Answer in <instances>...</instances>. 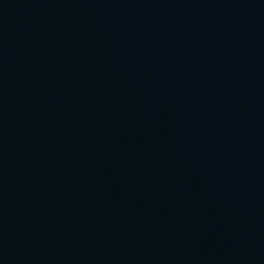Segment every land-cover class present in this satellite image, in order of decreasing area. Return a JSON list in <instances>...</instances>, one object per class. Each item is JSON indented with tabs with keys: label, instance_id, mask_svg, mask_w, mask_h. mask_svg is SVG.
I'll return each mask as SVG.
<instances>
[{
	"label": "water",
	"instance_id": "water-1",
	"mask_svg": "<svg viewBox=\"0 0 264 264\" xmlns=\"http://www.w3.org/2000/svg\"><path fill=\"white\" fill-rule=\"evenodd\" d=\"M0 264H264V0H0Z\"/></svg>",
	"mask_w": 264,
	"mask_h": 264
}]
</instances>
